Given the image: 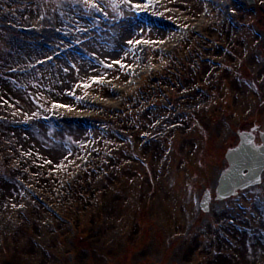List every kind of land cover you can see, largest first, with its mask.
Listing matches in <instances>:
<instances>
[{"label":"rangeland","instance_id":"1","mask_svg":"<svg viewBox=\"0 0 264 264\" xmlns=\"http://www.w3.org/2000/svg\"><path fill=\"white\" fill-rule=\"evenodd\" d=\"M10 1L0 264H264V172L214 199L264 132V0Z\"/></svg>","mask_w":264,"mask_h":264},{"label":"water","instance_id":"2","mask_svg":"<svg viewBox=\"0 0 264 264\" xmlns=\"http://www.w3.org/2000/svg\"><path fill=\"white\" fill-rule=\"evenodd\" d=\"M246 2L248 5L254 4V0H246ZM253 139L252 134L241 133L238 145L227 150L225 160L228 167L219 176L215 191L216 199H226L235 195L238 190L260 183L264 171V133L260 134L259 146L253 144ZM209 202V192L205 191L200 202L202 211H208Z\"/></svg>","mask_w":264,"mask_h":264}]
</instances>
